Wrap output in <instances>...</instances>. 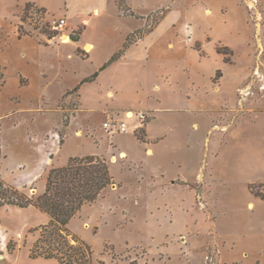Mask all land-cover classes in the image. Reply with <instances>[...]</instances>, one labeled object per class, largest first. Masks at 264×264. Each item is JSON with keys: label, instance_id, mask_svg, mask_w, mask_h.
Masks as SVG:
<instances>
[{"label": "rangeland", "instance_id": "obj_1", "mask_svg": "<svg viewBox=\"0 0 264 264\" xmlns=\"http://www.w3.org/2000/svg\"><path fill=\"white\" fill-rule=\"evenodd\" d=\"M47 1L50 7L43 6L42 0H0V65L5 67L6 80L0 90V104L5 109L13 106L7 98L9 93L17 92L16 73L22 65L17 60V47L27 50L39 87L42 69L47 73L62 71L49 85L54 88L48 91L52 106L59 97V88L88 74L118 45L120 36L110 34L105 27H134L142 22L134 33L127 34L130 45L140 40L156 55L171 51L169 59L142 62L129 73L130 79L138 81L127 82L122 103L131 104L134 114H145L135 132L131 125L136 116L126 117L127 110L108 115L94 112L90 114L91 123L87 121L88 112L80 111L81 120L75 118L80 106L78 90L58 101L63 122L57 135L61 145L68 137L60 157L97 154L108 161L113 175V183L94 203L84 205L69 223L70 229L91 245L93 264H264V200L251 192L264 194V0H102L101 8L89 9L83 17L72 14L67 2ZM128 8L137 16L123 21L120 16ZM63 14L68 15L71 26L65 32L70 37L65 38L51 25ZM222 14L229 15L230 21H222ZM100 16L102 20L96 21ZM163 19L165 24L159 25ZM158 25V31L152 34ZM18 26L26 33L20 43L16 40ZM93 37L98 42L90 51L86 43ZM237 37L232 62H227L226 55L217 51L226 44L217 40L235 42ZM20 58H25L24 53ZM221 78L224 82L219 90H212L213 82L217 89ZM163 80L166 85L162 83L164 87L150 97L157 112L136 108L154 90L152 84ZM19 81L22 86L28 83L26 77ZM169 81L186 86L189 100L183 98L178 104L179 91L175 92L176 84L170 86ZM32 98L33 94L16 105H33L36 98ZM82 99V106L94 104L90 91ZM37 102V107L44 109L42 101ZM165 103L175 109L161 111ZM32 113L26 110L14 117L16 130L9 133V140L15 152L8 149L14 163L19 152H30L28 133L33 128L46 129L44 121L42 128L40 120L26 124ZM49 119L58 124L60 111H54ZM116 119L124 120L129 130L107 133L103 123ZM12 121L5 122L6 131ZM149 121L152 129L168 133L158 141L156 153L151 156V145L143 152V147L134 148L132 139L135 134L148 141L144 128ZM87 124L92 127H82ZM116 143L127 148L131 157L119 152ZM203 159L208 183L205 194ZM15 173L5 172L7 181L18 180ZM178 174L187 180L175 178ZM35 183H39L38 178L30 187ZM5 217H9L16 233L22 225L37 219L29 211H15ZM38 225L25 227L20 239L9 237L22 246L17 264H42L29 257V248L21 244L25 234L28 244L35 240L38 232L28 230ZM3 234L1 228L0 236Z\"/></svg>", "mask_w": 264, "mask_h": 264}, {"label": "crops", "instance_id": "obj_2", "mask_svg": "<svg viewBox=\"0 0 264 264\" xmlns=\"http://www.w3.org/2000/svg\"><path fill=\"white\" fill-rule=\"evenodd\" d=\"M100 1L102 0H62V2H67V4L70 7L69 11L72 14L74 13L75 15H80L81 17H83L84 15L82 14H85L86 11L89 9L101 8L99 4ZM42 5L46 7H50L47 0H42ZM63 15H66L68 17L67 14H63ZM102 16L96 19V21L102 20L103 18ZM131 16L132 15H121L120 18H123V21H127L128 19L131 18ZM68 20H69V17H68ZM165 20L166 19H163L159 25L161 24L164 25ZM221 20L224 22H229L230 21L229 15L227 16L224 14L221 17ZM141 25H142V22H137V25H135L134 27L130 26V27L124 28L123 26L121 27L120 24H116V25L114 24L113 26H110L109 28L108 27L103 28L105 31L109 29L110 34L115 33L120 36L119 42L117 43L118 45L114 49L113 48L110 49V51L107 52V54L96 65L93 66L92 70L89 71L88 74L80 75L73 81L72 85L70 86L59 88V97L56 99L53 106L49 103L50 101H49L48 91L50 90V93H51L54 90V88H51L49 85L51 84L52 81L57 80V77H60V74H61L60 72L62 71H56L55 73H47L45 69H42V85H40L39 87L37 84L38 82L37 77H36L37 73H35V71H31L30 69L32 60H30L29 58L27 59V56H26L27 50L17 47L18 55L19 54L20 55L19 56L17 55L18 58L17 57L16 58L22 63V65H20L19 70L16 73L17 92L13 94L9 93L10 95L7 96L8 99H11L13 101V106L12 108L5 109L3 104H0V177L1 178L3 177L2 179L16 186L17 188L25 191L29 195L41 194L44 191L45 179H46L45 175H47L48 170L52 166L65 165L68 161V158L70 156H74V154H67L64 158L60 157L62 148H64V146L66 145L68 141L67 140L68 137L67 135L65 136L64 142L61 145V142L58 136H59V131H61L62 129L63 122H62V110H60L59 109L60 107L58 106L59 99L62 98V96H64L67 91L72 90L77 84H79L83 78L92 75L95 72L93 70L95 69L98 70L99 67L103 65L119 47H121L124 41L123 38L126 37L128 33L138 29L139 26ZM159 25L156 28H154V30L151 32L152 34L158 31ZM23 39H24L23 36L19 37L17 35L16 40L18 41V43H20V41H22ZM217 41H220V43L226 44V47L230 48L232 52L233 50L235 51L237 49L238 37L235 42L225 41L223 39H218ZM79 42L80 40L78 41V43ZM96 42H98V40L93 37L91 38V41L86 44H91L93 46L91 50L93 51L94 45H96ZM21 52L24 53L25 58H20ZM170 52H171L170 50H166L161 55H156L155 52L152 51L150 47L143 46L140 43V40L136 41L135 44L130 45L119 58L112 61L104 69L98 71V74L92 81H87V82L80 84L78 88V92L80 95V106H79V109L76 111L75 118L80 119V116H79L80 111L88 112L90 117L87 119V121L88 122L90 121L91 123L92 115L90 114L94 112H101L104 115L105 114L108 115V113L113 114L118 110H127L125 111L126 117L133 118L134 117L133 109L135 108L132 107V105L129 103H125V104L122 103L124 100H126L125 94L127 90L126 88L127 82L135 83L136 81H138L137 79H130L129 73L131 72L133 68H137V66L140 65L142 62L146 64V62L148 61H154V58L169 59ZM90 56L93 57L92 54ZM220 66L223 67L224 64L223 65L220 64ZM21 77H26L28 79V83L26 86H22L20 83H18ZM45 77H48L49 79H46ZM223 82H224V79L221 78L220 82L217 83V86H218L217 89L215 88L216 85L213 82V85H212L213 87L211 89L214 91L219 90V87H221ZM162 83L163 85H166L165 80H163L161 83L160 81H156V83L152 84L154 85V90H150L147 93L145 103L141 107L136 106V108L155 111L156 113L157 112L156 108L158 107H154L152 105V100L150 97L152 96L151 95L152 92L159 91L160 87L162 88L164 87L162 86ZM173 84H176L175 86L176 89H174V91L175 92L179 91L178 98H177L178 104L181 103L183 98L188 97L186 99L189 100V94H190L189 89L186 86L184 87L179 86L177 82L169 81L170 86H172ZM89 91L91 92V95L94 96V100H93L94 104H92V107L82 106L83 104L82 95L86 93V95L89 96ZM136 91H138V89ZM32 94H33V98H36L35 104L29 105L28 107L24 106L25 109H23L24 107H22V105H16L17 102H21L22 99L26 97L28 98L32 96ZM154 98L156 99V101L158 100L157 96H155ZM38 100L42 101V105H44V109L40 105H39L40 108L37 107ZM161 105L165 106V109L160 108L162 109L161 111L166 110V109H175L170 106L167 107L168 106L167 103L161 104ZM26 110L28 111L30 110V112H33L30 117V121L26 119V124L31 123L32 125V120L34 121L40 120L41 128H42V124L44 121L46 126L44 124L43 125H44V128L46 129L42 130V129L33 128V131L28 133L30 144L28 145L27 148L30 150V152L29 153H27L26 151L19 152V154L17 155L18 157L16 159V163H14L13 161H11L10 153L8 152V149L14 150L13 145L10 146L11 140H9L10 138L9 133L11 132L12 134V132L16 130L17 120H14V117L16 118V114L22 111H26ZM56 110L60 111V119H59L58 124L51 123L52 120L49 119V116H51V114L54 113V111ZM10 119H12L13 121L12 123L9 124L10 129L8 128V131H6L5 130L6 128H4V125H5V122H7V120H10ZM151 119H153L154 121L156 119V116H153ZM150 122L151 121L147 122L144 128L145 129L144 131L147 136L146 138L148 140L147 142L145 141L141 142L140 140H138L135 134L133 135L132 139L134 140L133 142L134 148L137 146H140V148L142 149L143 147V152L145 151L146 146L151 145L150 146L151 151H152V154H150L151 156L156 153V149L154 150V148L157 147L158 141L161 140L166 135H168V133L165 132L164 130L161 131L157 129L156 131V128L152 129L151 127H149ZM91 125L92 124H87V125H83L82 127L86 126V129H87V127L91 128L92 127ZM136 125H137V121H136V118L134 117V121L132 122V125H131L134 132L138 128L136 127ZM42 136H44L43 140H42ZM113 140L115 141L114 137H113ZM116 148L117 150H119V152L125 154L126 156L130 155L131 157V152L129 154V151H127V148H124L118 144L116 145ZM81 155H85V154H81ZM201 166H202L201 179L203 181L202 192L205 194L208 192V188H206L208 183H207V175H206V163L204 159H203ZM9 170L12 173H14V171H17L18 174L15 173V177L19 176L18 180L7 181L9 179L8 177H6L5 172ZM37 178L39 180V183L38 184L35 183L34 184L35 186L30 187L29 184ZM175 178L183 179L184 181L187 180L186 178H181L179 174H178V177H175ZM249 205L251 206V203H249ZM15 211H21V212L29 211V213H32L37 216V219L35 221H31L30 223H27V225H22L21 227L22 230L26 229L27 226L43 224L48 221L47 214L41 212L40 210H38L37 208L33 206L18 207V206L11 205V204H4L0 206V230L2 228L4 232V234L0 236V259L2 261L0 264H17L21 260L20 257L19 259L18 258L16 259V256L17 254L20 253V250H22V246L18 247L14 253H10L6 249V242L10 236H14V237L17 236V238L20 239V235L22 234L21 229H19L21 230L19 233L18 232L16 233L13 225H11L10 223L9 217H5L7 213L14 214ZM220 254H221V259H222L223 258L222 253ZM36 259L39 260V262L42 264H62L56 261L55 259H44V258H36Z\"/></svg>", "mask_w": 264, "mask_h": 264}, {"label": "trees", "instance_id": "obj_3", "mask_svg": "<svg viewBox=\"0 0 264 264\" xmlns=\"http://www.w3.org/2000/svg\"><path fill=\"white\" fill-rule=\"evenodd\" d=\"M118 8H121L119 3ZM124 15L137 16L131 8H128V12ZM18 27V36L25 35L26 33L20 31V26ZM72 39L77 41V38ZM130 44L131 40L127 35L121 47L97 71L83 78L79 84L65 94L78 90L81 83L92 81L98 71L119 58ZM226 50L228 53L225 52ZM217 51L225 54V60L231 62L230 56L233 52L230 48L224 46L217 48ZM4 68L0 65V90L6 81ZM136 136L139 140L144 141L142 136ZM112 183L113 175L110 165L104 157L97 154L74 155L68 158L65 165L52 166L48 170L45 189L41 194L29 195L0 177V206L4 204L18 207L33 206L47 214L48 221L46 223L28 230V233L38 232L35 240L28 244L27 234H25L23 242H21L23 246L29 248V257L55 259L62 264H93L94 251L91 245L73 232L69 223L84 205L94 203L104 189ZM251 192L264 199V194L261 191L251 190ZM18 247L20 245L17 239L9 238L7 240L6 249L8 252H13ZM100 264L105 263L101 261Z\"/></svg>", "mask_w": 264, "mask_h": 264}, {"label": "built area", "instance_id": "obj_4", "mask_svg": "<svg viewBox=\"0 0 264 264\" xmlns=\"http://www.w3.org/2000/svg\"><path fill=\"white\" fill-rule=\"evenodd\" d=\"M52 27L55 30L62 32V38H65L66 36L70 37L68 33L65 34L67 30H71V26L68 21V17L66 15L58 16L52 20ZM66 35V36H65ZM134 116H136L137 125L136 127H139L142 122L145 120V114L143 111H139L137 113H133ZM139 123V124H138ZM103 127L106 130L107 133H110L111 135L117 131V132H127L129 130V127L127 123L124 120H110L105 121L103 123Z\"/></svg>", "mask_w": 264, "mask_h": 264}, {"label": "bare ground", "instance_id": "obj_5", "mask_svg": "<svg viewBox=\"0 0 264 264\" xmlns=\"http://www.w3.org/2000/svg\"><path fill=\"white\" fill-rule=\"evenodd\" d=\"M86 48H88V50H91L93 46L91 44H88Z\"/></svg>", "mask_w": 264, "mask_h": 264}]
</instances>
